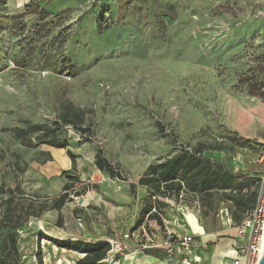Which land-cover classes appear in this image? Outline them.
<instances>
[{"label": "rangeland", "instance_id": "1", "mask_svg": "<svg viewBox=\"0 0 264 264\" xmlns=\"http://www.w3.org/2000/svg\"><path fill=\"white\" fill-rule=\"evenodd\" d=\"M263 92L264 0H0V255L65 264L66 251L40 232L109 242L113 190L134 184L140 215L148 194L137 179L180 146H211L207 157L259 174V151L230 144L227 134L264 143ZM38 124L43 129L28 134L29 146L13 134ZM46 129L68 140L77 157L67 170L82 180L73 181L60 210L25 218L67 180L66 152L46 162L54 147L36 140ZM98 149L118 176L96 168ZM218 198L204 209L184 193L151 200L176 201L173 213L197 214L219 241L234 234L235 221L232 202ZM161 207L155 212L163 223ZM143 220L146 232L159 225Z\"/></svg>", "mask_w": 264, "mask_h": 264}, {"label": "trees", "instance_id": "2", "mask_svg": "<svg viewBox=\"0 0 264 264\" xmlns=\"http://www.w3.org/2000/svg\"><path fill=\"white\" fill-rule=\"evenodd\" d=\"M30 2L26 4L29 5ZM255 89V86H252ZM264 95V92H263ZM65 123H69L66 121ZM41 125L32 126L31 128H19L13 129V134L19 139L22 145H31V139L29 137L30 132L42 130ZM80 131L86 132L87 128H79ZM48 129L43 131L40 136L36 137L40 143L48 144L52 147L63 148L66 150L67 156L73 161L77 155L68 148V140L66 138L58 139L54 137H48ZM227 140L230 144L238 147H251L264 153V143L258 142L254 139L244 138L238 135L236 132H230L227 134ZM213 148L211 146L201 147L196 146L191 149L184 146H180L175 149L173 153L159 162L150 163L142 175L137 179L136 184L145 186L148 189V197L144 202V206L140 212L139 218L135 225V228L139 227L144 221V217L147 219H155L159 225H162V221L155 212L159 205H164L161 200L152 203L151 198L155 197H171L178 196L181 193L196 197L199 202L200 208L210 207L217 202L220 198L215 200L217 194L221 196V199L230 200L234 207V211L231 216L237 223L240 220L243 210L252 202L255 192L256 181L259 174L250 176L248 173L241 170H233L226 165L223 161L214 160L203 154L204 149ZM48 158L51 159L48 153ZM94 165L101 172L107 173L110 177L118 176L117 169L108 161L102 154L100 149L96 150L94 154ZM63 174L67 175V181L62 186V191L56 197L52 198L49 205L42 204L36 211L34 209L29 210L26 213V217L29 215L36 216L44 210L54 209L60 210L64 204L69 201L67 190L73 187L72 183L79 182L78 176H70L68 170H63ZM86 188H83L85 190ZM130 189L133 192L134 184L130 185ZM243 190H246L245 193ZM235 191V192H233ZM9 192H13L9 190ZM79 195V191L75 192ZM154 208V212L151 209ZM21 222L17 223V226ZM39 239H45L59 248L77 251L83 254V257L77 261V264H100L106 257L107 251L110 248L108 241L87 242L82 240H68L59 239L53 236H49L44 233L38 234ZM14 245V240L11 241ZM16 250L14 249V252ZM38 263L43 264L41 258H38ZM0 264H18L13 259L0 255Z\"/></svg>", "mask_w": 264, "mask_h": 264}, {"label": "crops", "instance_id": "3", "mask_svg": "<svg viewBox=\"0 0 264 264\" xmlns=\"http://www.w3.org/2000/svg\"><path fill=\"white\" fill-rule=\"evenodd\" d=\"M50 149L48 148L46 153L50 154L51 159H46V162L54 161L55 156L63 157L62 151L66 152L63 148L54 147L53 150ZM65 160L67 164L63 169L67 170L71 166V160L67 154ZM78 175L79 172H77V176ZM78 177L82 180L80 175ZM66 181L67 180H63L62 186ZM139 187L142 195L143 193L144 195L148 194L147 187L141 185H139ZM94 190L93 186H90V188L87 187V192L89 193ZM111 195L112 199H115L117 202V207L113 210V222H111V229L113 230L111 239L115 237L120 238L123 233L129 231V238L123 240L126 244V250L120 257L121 264H183L181 260L187 257L191 258V255H187L180 251L176 254L177 256L170 258L165 253L164 248L166 244L174 240V238L184 234H189L193 237L194 252L200 256L199 262H192L191 264H231V249L236 241L235 229L231 237L219 238V241H214L212 236L204 231L197 214L187 213L184 216L178 213L175 214L172 212L174 209L172 206H174L176 201L173 202L171 199H165L163 201L164 205L160 208L162 211H165V217L162 223L163 228L154 224V230L146 232L143 227L145 221H143L139 227L135 228L139 218V197H137L128 186L123 187L121 190H113ZM145 200L146 198L140 201V211ZM149 221L150 220H148V225H151ZM229 221L230 218L228 219V223ZM237 223L235 222V226ZM225 226L228 225L225 224ZM140 228L141 230L139 231ZM209 246L211 247L209 248ZM229 247L231 251L226 254ZM56 248L58 249V247ZM59 249L61 251H66L65 264H77L76 262L83 257V254L77 251L64 248ZM53 258H55V256H53ZM218 258L224 262H220ZM59 261L61 262L56 261L55 264H62V260ZM53 262L54 259L51 260V264H53Z\"/></svg>", "mask_w": 264, "mask_h": 264}, {"label": "built area", "instance_id": "4", "mask_svg": "<svg viewBox=\"0 0 264 264\" xmlns=\"http://www.w3.org/2000/svg\"><path fill=\"white\" fill-rule=\"evenodd\" d=\"M264 153L259 154V161ZM247 193L246 190H243ZM235 192V191H233ZM80 224V223H79ZM236 241L232 247L231 264H258L264 245V168L258 175L252 202L243 210L239 222L235 226ZM129 238L127 232L120 238L109 240L110 248L104 259L105 264H121L120 257L126 250L124 239ZM165 253L170 258L182 251L191 258H183L181 263L199 262L200 256L194 252L193 237L189 234L177 236L166 244Z\"/></svg>", "mask_w": 264, "mask_h": 264}, {"label": "water", "instance_id": "5", "mask_svg": "<svg viewBox=\"0 0 264 264\" xmlns=\"http://www.w3.org/2000/svg\"><path fill=\"white\" fill-rule=\"evenodd\" d=\"M74 136H75V134L72 133L71 134V137H74ZM77 201H78L79 204H82L83 203V198L82 197H79L77 199ZM258 264H264V245H263L262 255L260 257V260H259V263Z\"/></svg>", "mask_w": 264, "mask_h": 264}, {"label": "bare ground", "instance_id": "6", "mask_svg": "<svg viewBox=\"0 0 264 264\" xmlns=\"http://www.w3.org/2000/svg\"><path fill=\"white\" fill-rule=\"evenodd\" d=\"M222 216V215H221ZM228 219L229 218H227V216H224V221H225V224L226 225H228ZM231 250H230V247L228 248V250H227V252H226V254L228 253V252H230ZM219 259V261L220 262H224L223 260H221L220 258H218ZM222 264V263H221Z\"/></svg>", "mask_w": 264, "mask_h": 264}]
</instances>
